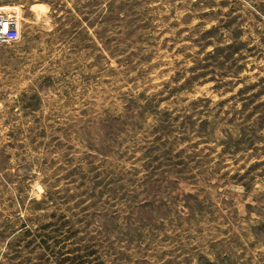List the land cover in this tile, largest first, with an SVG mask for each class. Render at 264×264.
I'll return each mask as SVG.
<instances>
[{
  "label": "rangeland",
  "instance_id": "1",
  "mask_svg": "<svg viewBox=\"0 0 264 264\" xmlns=\"http://www.w3.org/2000/svg\"><path fill=\"white\" fill-rule=\"evenodd\" d=\"M0 9V264H264V0Z\"/></svg>",
  "mask_w": 264,
  "mask_h": 264
},
{
  "label": "built area",
  "instance_id": "2",
  "mask_svg": "<svg viewBox=\"0 0 264 264\" xmlns=\"http://www.w3.org/2000/svg\"><path fill=\"white\" fill-rule=\"evenodd\" d=\"M17 30V19L11 13H5L0 9V44L12 40Z\"/></svg>",
  "mask_w": 264,
  "mask_h": 264
},
{
  "label": "trees",
  "instance_id": "3",
  "mask_svg": "<svg viewBox=\"0 0 264 264\" xmlns=\"http://www.w3.org/2000/svg\"><path fill=\"white\" fill-rule=\"evenodd\" d=\"M43 243H44V246L48 247V241L43 240ZM73 258H74L73 260L75 261L74 264H82V262H81V260H82V255L77 254V255H75V257H73ZM76 261H77V262H76Z\"/></svg>",
  "mask_w": 264,
  "mask_h": 264
}]
</instances>
